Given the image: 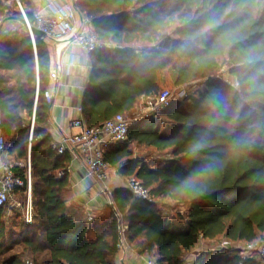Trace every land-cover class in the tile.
I'll return each mask as SVG.
<instances>
[{"label":"trees","instance_id":"trees-1","mask_svg":"<svg viewBox=\"0 0 264 264\" xmlns=\"http://www.w3.org/2000/svg\"><path fill=\"white\" fill-rule=\"evenodd\" d=\"M76 5L102 43L91 54L82 103L89 127L126 117L142 99L157 97L166 69L177 88L204 80L197 98L175 99L162 110L165 130L147 118L130 127L125 143L104 150L111 167L128 163L123 174L140 181L152 197L185 207L187 216L172 221L128 189L112 195L106 226L90 228L69 213L64 194L71 154L54 150L47 130L48 43L35 38V53L19 21L21 6L34 25L29 0H0L2 131L6 150L21 164L15 172L25 182L31 162L36 211L34 222L26 224L18 209L0 206V264H115L122 226L127 242L137 241L154 264H190L193 254V264H259L261 258L242 261L239 251L196 250L202 241L264 243V0H76ZM223 64L236 87L216 78ZM131 144L171 157L159 167L131 163Z\"/></svg>","mask_w":264,"mask_h":264},{"label":"built area","instance_id":"built-area-1","mask_svg":"<svg viewBox=\"0 0 264 264\" xmlns=\"http://www.w3.org/2000/svg\"><path fill=\"white\" fill-rule=\"evenodd\" d=\"M50 8L52 15L34 14V25L32 26L20 6L22 15L27 19L28 31L34 27L45 34L47 40L60 42L61 40H73L87 55H91L102 48V43L93 30L92 23L83 19L79 22V12L69 0H51ZM30 33V31H29ZM33 49L36 53L35 37L31 35ZM71 62L70 65H72ZM50 80L52 83H58L59 75L56 70H51ZM48 103H51L53 95L47 90L44 94ZM187 95L180 91L174 95L171 91L161 92L155 98H147V110L156 111L159 108H167L175 99H184ZM38 98V93L36 99ZM81 112V110H80ZM34 126V119L31 125V135ZM132 126L123 115H117L105 122L101 127H89L83 118L76 119L72 122L71 131L53 145V148L59 154H64L68 150L78 151L85 160L86 166L90 173L99 181L106 184L110 181L113 174L112 167L104 159L103 146L106 144L118 145L125 143L128 139L129 129ZM3 121L0 114V156L5 159L0 163V206L10 205L22 209V218L26 224H32L35 220L36 211L33 204L32 194V169L31 162L27 164V177L25 180L15 172L19 163L11 160L9 152L6 150V139L3 135ZM24 189L26 202L22 204L18 201L16 192ZM136 198L148 203H155L150 191L146 189L140 181L133 178L129 181L127 188ZM90 221L92 218H89ZM127 227L122 226L120 229L119 247L124 245V235ZM246 249L242 250V261L258 255L264 259V243L247 244ZM251 254V255H249ZM31 264V263H28ZM148 264H154L149 261Z\"/></svg>","mask_w":264,"mask_h":264},{"label":"crops","instance_id":"crops-1","mask_svg":"<svg viewBox=\"0 0 264 264\" xmlns=\"http://www.w3.org/2000/svg\"><path fill=\"white\" fill-rule=\"evenodd\" d=\"M69 1L72 4V1ZM29 2L30 12L33 14L41 13L43 15H52L53 12L50 8L51 0H29ZM76 9L79 12V22H81L84 17L77 7ZM3 25L4 22L0 18L1 31ZM12 26L15 27L18 25ZM16 31H20V29L17 30L16 28ZM47 43L50 53V72L51 70H56L59 75V81L56 84L51 82L49 76L48 88V90L52 92L53 98L50 103V121L47 125V130L53 138L54 145L63 135L71 131L72 122L74 120L79 118L85 120L86 110L83 109L82 103L92 73V55H87L82 52L73 40L67 39L61 40L60 42L47 40ZM71 62H73L72 65H70ZM2 74L7 73L2 72ZM8 74L12 75L13 73L8 72ZM138 123L140 122L134 124ZM109 146L110 144H106L103 146V149L106 150ZM139 147L145 149L149 148L135 145L133 152L134 150H138L137 148ZM67 152H70L72 158L67 170L69 187L64 194L69 213L76 219L84 218L90 228L93 223H98V225L102 227L106 226L109 222L112 210L114 209L112 195L118 190L127 189L129 181L134 178L122 173V169L128 165V163L119 167H112L113 174L110 181L104 184L99 182L90 173L84 158L78 151L68 150ZM10 157L11 160L20 164L19 161L15 160L14 155H10ZM4 159V156H0V163L3 162ZM131 160V163H137L145 160V158L134 152ZM20 194L19 191L16 192L17 199L24 204L26 202V194L25 192L22 193L23 196ZM22 197L24 198L23 201H21ZM10 208L22 211V209L18 207L10 206ZM89 218H92V220L90 221ZM93 237L94 234L91 232L89 238L93 239ZM203 244L205 243L203 242ZM213 247L214 246L211 244H209V246L207 244L203 248H198L196 253L215 250ZM118 249L119 251L115 257V264H148L149 261L154 263V257L141 254L137 247V241L129 243L125 235L124 245L123 247H118ZM194 260L195 254L190 256L189 263L193 264Z\"/></svg>","mask_w":264,"mask_h":264},{"label":"rangeland","instance_id":"rangeland-1","mask_svg":"<svg viewBox=\"0 0 264 264\" xmlns=\"http://www.w3.org/2000/svg\"><path fill=\"white\" fill-rule=\"evenodd\" d=\"M18 29L19 26H15ZM12 27V29L14 31H16V28ZM173 39H175L173 37ZM170 47H176L174 44H171ZM216 78L218 80H221L223 83L227 84L228 86L231 87H236V83L235 80L233 79V77L230 76L229 74V67L225 64H223L222 68L220 69V71L217 73ZM203 85H204V80H200V81H194L191 82L190 84L183 86V87H175L173 80L171 78V72L169 69H166L164 71V82H163V86H162V91H171L174 95H176L177 93H179L180 91H184L186 93V95L188 97H196L198 96V94H200V92L203 89ZM178 99V98H177ZM147 99H142L140 101V103L138 104V106L129 114L126 115V119L130 124H134L137 122H142L144 120H146L147 118H154L155 122L158 123L161 127L162 130H165L168 127L167 119L161 115L162 110H164V108H159L156 111L153 112H149L147 110ZM184 103V102H183ZM241 111V108H239L237 110V113L239 114ZM88 114V110L86 109L85 115ZM135 145H131V148L134 149ZM138 150H134L135 153H137V155H140L142 157L145 158L147 163L150 164H154L155 166L159 167V166H163L164 162L167 161L171 156L168 152H158L153 148H137ZM155 204L158 205V209L160 212L163 213V215L167 218H169L172 221L175 222H179L181 220H184V218H186L187 216V209L183 206H177L175 203L173 202H169V201H163V200H159L154 198ZM24 198L22 197L21 201H23ZM15 210V209H14ZM18 213H22L21 210H17ZM9 215H12L11 213H9ZM19 217V216H18ZM20 218V217H19ZM205 244H203V241L200 243L199 248H203L205 245H207V242H204ZM212 246H214V248H218V249H228L230 251H236V252H242V250L246 249V245L245 243H240V244H226L223 240L221 241H216L215 243L211 244ZM209 246V244H208ZM211 248V247H210ZM18 249H16L15 251L11 252V254L9 255H13L15 253H17ZM242 255V254H241ZM251 255V254H249ZM252 257L255 258H261L259 259V264H264V259L262 257H258L257 255H253ZM188 257V261H189Z\"/></svg>","mask_w":264,"mask_h":264},{"label":"water","instance_id":"water-1","mask_svg":"<svg viewBox=\"0 0 264 264\" xmlns=\"http://www.w3.org/2000/svg\"><path fill=\"white\" fill-rule=\"evenodd\" d=\"M71 1H72L73 6L76 8L77 7L76 1L75 0H71ZM19 21L28 29V22H27V19L24 16ZM1 28H0V32H1ZM29 31H30V34L33 35L36 38L46 39L45 34L42 31H40V30H38V29H36L34 27H31L29 29Z\"/></svg>","mask_w":264,"mask_h":264}]
</instances>
